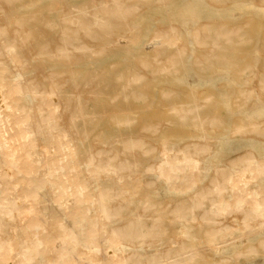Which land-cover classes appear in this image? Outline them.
<instances>
[{
	"label": "bare ground",
	"instance_id": "6f19581e",
	"mask_svg": "<svg viewBox=\"0 0 264 264\" xmlns=\"http://www.w3.org/2000/svg\"><path fill=\"white\" fill-rule=\"evenodd\" d=\"M26 1L40 0H0V264H196L199 257L183 247L170 256L154 249L152 258H141L138 245L149 227L135 205L125 201V189L136 188L140 178L138 154L113 152L109 140L99 134L89 136L98 120L94 110L105 107L99 94L114 80L103 68L77 74L74 68L63 67L79 60L95 61L108 50L127 51L126 41L137 38L143 29L137 14L153 17L158 6L184 0H85L80 6L70 4L71 0H46L51 5L37 10L25 9ZM200 1L222 7L250 3L264 15V0ZM55 11L56 20L49 16ZM156 23L145 42L152 49L149 56L134 60L135 72L115 75L116 80H125V89L117 97L144 100L146 95L138 88L142 76H157L189 55L191 65L203 70L257 63L259 70L250 76L264 86V34L259 36L262 52L243 57L242 50L231 47L235 38L224 35L227 24L211 29L195 22L190 26L194 41H186L178 35L183 29L178 28L182 33L177 34L167 24ZM242 29L237 27L236 32ZM172 32L179 37L173 38ZM122 112L109 114L119 129L132 121ZM203 117L213 120L215 116L204 113ZM164 119L153 114L144 126L162 127ZM132 140L127 150L135 148ZM178 160L173 156L172 161L162 160L151 168L169 180L197 167L195 161ZM249 164L253 171L264 168L258 162ZM217 175L199 186L211 187L214 196L198 213L216 221L228 208L245 210L260 220L251 233H264V195L258 192L264 183L251 184L249 177L233 176L223 195L231 203H221L215 199L221 187L211 185ZM188 202L187 197L179 199ZM146 207L143 202L142 217L147 215ZM159 225L153 224L151 231ZM162 234L147 236L161 238ZM116 245L122 247L116 250ZM207 252L209 247L199 253Z\"/></svg>",
	"mask_w": 264,
	"mask_h": 264
},
{
	"label": "rangeland",
	"instance_id": "374dc122",
	"mask_svg": "<svg viewBox=\"0 0 264 264\" xmlns=\"http://www.w3.org/2000/svg\"><path fill=\"white\" fill-rule=\"evenodd\" d=\"M84 1L71 0L70 4L80 6ZM50 3L46 0L32 4L26 1L24 8L37 10L47 8ZM231 9L240 10L231 14ZM49 16L56 20L57 12ZM135 17L143 29L137 38L126 41L127 51L108 50L95 61L79 60L66 63L63 67H72L77 74L97 72L103 68L107 77L114 80L99 94L100 104L105 107L94 110L98 120L89 136L99 134L106 138L113 152L138 154L136 160L140 178L135 181L138 184L136 188L125 189V201L135 205L140 219L145 220L149 227L138 245L143 251L140 252L141 258H152L154 249L170 256L183 247L199 257L196 264H264V233H251L259 224V219H253L245 210L231 208L216 221L207 220L206 213H198L208 206L214 196L211 187L202 190L199 186L214 173L218 175L211 185L221 187V194L215 197L221 203H231L224 197L227 181L233 176L249 177L251 184L253 181L264 183V168L253 171L249 164H264V86L255 83L250 76L259 70L257 63L229 67L213 65L203 70L191 65L189 55L157 76H142L138 86L146 95L142 101L117 97L116 94L125 89V80L120 78L118 81L115 76L135 72L134 60L149 56L152 49L145 46V42L156 28V22L167 24L168 29L173 28L172 31L177 34L182 33L178 28L183 29L184 32L178 35H183L186 41H194L190 26L195 22L201 24L200 28L211 29L217 24H227L229 27H225L224 35L235 38L231 47L242 50L243 57L255 56L262 52L259 36L264 34V15L250 3L235 2L222 7L200 0H184L158 6L153 17L141 14ZM237 27L243 28L240 33L236 32ZM177 34L172 37H179ZM209 46L219 51L214 44ZM91 67L95 69L90 70ZM115 110L123 111L122 114L132 121L125 122L122 129L113 126L109 114ZM204 113L215 117L206 120ZM153 114L164 116V125H153L147 129L145 122ZM224 115L228 117L226 122L219 117ZM234 115L240 118L235 119ZM174 120H180L181 124L174 123ZM259 132L262 136L256 138L255 134ZM131 139H135L132 141L136 146L127 150V142ZM173 156L179 160L195 161L196 169L186 170L182 177L169 180L152 170L151 166L156 162L172 161ZM258 192L264 195L263 188ZM185 197L189 202L179 203V199ZM143 202H147V215L144 217ZM155 223L160 225L151 231L150 227ZM152 232L163 234L161 238L147 236ZM121 247L116 245L114 249ZM206 247L210 248V252L200 255V250ZM86 264L93 262L86 261Z\"/></svg>",
	"mask_w": 264,
	"mask_h": 264
}]
</instances>
